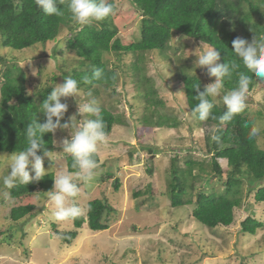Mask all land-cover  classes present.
<instances>
[{
  "label": "rangeland",
  "instance_id": "1",
  "mask_svg": "<svg viewBox=\"0 0 264 264\" xmlns=\"http://www.w3.org/2000/svg\"><path fill=\"white\" fill-rule=\"evenodd\" d=\"M116 3L119 9V16L114 18L118 27L117 36L123 44H128L140 36L141 17L128 0ZM69 35L68 28H62L55 40L44 45L38 44L34 49H22L24 51L1 46L0 73L15 63L24 72V88L31 95L44 85L55 87L63 83L66 76L85 69L80 67V58L75 50L66 48L67 38L63 40V47H58L62 39ZM174 38L171 45H174ZM182 40L179 39L177 45L182 42L185 46L176 53L179 55L182 50L184 58L189 59L187 65L198 69L204 85L214 82L215 77L208 76L206 68L196 67V59L202 51L201 43L191 38ZM173 52L170 48L168 56L173 55ZM144 56V76L155 85L157 96L163 102L157 107L168 115L177 116L179 124L176 127L143 128L139 121L144 111L143 102L139 100L135 78L128 71L133 57L128 53L107 52L103 53V59L118 73L119 80L111 88L93 85L87 92L81 90L80 97H62L61 102L68 104L62 117L63 124H68V128L56 130L55 137L59 141L49 150L51 158L41 155L48 172L55 175L57 171L66 169L67 153L62 151L59 143L62 139L70 138L75 125L90 118L77 112V102H85L88 92H92L98 105L120 117L123 124L112 127L108 135L109 142L98 145L99 176L91 186L81 182V191L75 198L83 214L88 200H109L115 210L105 220L108 228L92 231L87 224H83L71 243L63 242L56 231H71L75 227L72 222L54 219V205L48 198V192L34 197L37 204L35 214L16 223L11 222L9 210L13 202L4 195L7 189L3 187L2 178L10 171L9 161L14 153L0 151V264H264V227L254 234H243L240 231V223L249 215L264 224V201L255 202L253 192L243 195L241 204L234 209V222L228 227L209 229L197 222L190 215L193 204L170 206L167 182L172 169L171 158L174 157L179 160L177 164L180 166L188 157L203 161L206 170L204 175H210L211 183H214L216 189L222 190V181H218L219 177L209 166V152L219 148H213L212 142L218 143V140L212 139L215 136L214 128L200 126L198 119L189 111L181 82L176 78L180 66L178 61L172 60L169 63L152 52ZM14 72L17 73L16 70ZM214 101L224 105L222 96L214 98ZM246 105L252 117L257 115L256 110H262V115L255 117L253 126L261 129L256 137L264 148V79L249 93ZM145 146L152 148L153 152L150 154L142 151L141 147ZM133 148H136L134 152L143 153L141 160L129 164V151ZM220 162L225 170L226 160L220 159ZM114 165L119 167L117 176L122 184L116 192L110 185L101 186ZM150 168L154 171L152 175L148 171ZM194 172L198 173V168ZM31 174L34 173L30 171ZM224 178L225 172L221 180ZM151 186H154V192L147 200L143 188ZM139 188H142V193L135 197L134 193ZM193 200L195 193L192 195ZM9 232L12 234L10 237Z\"/></svg>",
  "mask_w": 264,
  "mask_h": 264
},
{
  "label": "trees",
  "instance_id": "2",
  "mask_svg": "<svg viewBox=\"0 0 264 264\" xmlns=\"http://www.w3.org/2000/svg\"><path fill=\"white\" fill-rule=\"evenodd\" d=\"M116 1L110 0L115 7V15L99 23L85 26L82 30L76 26L70 15L66 12L64 17L46 16L35 5V0H0V34L4 39L0 41V47L24 51V48H35L55 40L62 28H68L70 35L66 39L65 46L70 50H75L79 57L80 67L84 70L76 71L71 76L81 81V90H89L93 85H103L105 89L114 87L119 80L118 73L108 66L103 59V53L115 52L119 54H131L133 61L130 63L128 71L133 76L138 89L139 100L143 102L144 111L141 114L140 122L143 128H173L179 124L177 116L168 115L159 109L162 100L158 98V91L149 78L145 77L147 52L156 53L161 59L177 60L180 66L177 68V76L181 82L182 92L186 105L193 114V109L198 103L195 98L197 94L193 87L199 84V90H204V83L198 74V69L187 65L188 58H184L181 53H176L185 43L171 45L174 37L187 40L191 38L196 42L214 47L220 53L218 63L236 60L240 67L233 72L231 79L224 82V91H229L236 86L239 73L249 75V93L253 91L258 82L264 78H258L255 73H249L243 66L242 61L232 49V40L241 37L251 41L253 36L264 35V0H128L130 5L140 15L139 38L123 44L117 36L118 27L114 23V18L119 13ZM59 6V5H58ZM119 16V15H118ZM182 40V41H183ZM172 49L173 55L168 56V50ZM18 51V52H20ZM103 70V78L92 80L90 84H84L85 76L91 78L94 69ZM17 71L14 72V71ZM15 63L1 72L0 82V151L16 153L26 149L25 130L27 126L37 119L43 123L46 117L39 112L42 102L47 98L52 90V86L44 85L39 88L34 95L26 93L24 88L25 74ZM128 73V72H127ZM52 79V78H51ZM55 80V77H53ZM248 93V95H249ZM213 99V98H210ZM215 107L212 112L217 118L226 110L224 105H219L213 99ZM101 114L106 123V132L109 135L115 124H123L119 116L111 110L100 106ZM165 113V114H164ZM247 108L234 116L229 122H220L219 119H209L200 121L197 115L193 114L200 126L213 127V135L217 137L218 143L212 142L215 149L210 157V169L222 181V190L216 189L211 183L210 175H204L205 163L186 158L180 166L176 157L171 158L172 169L167 182L170 194V206L176 207L185 204H193L191 217L209 229L217 226L228 227L234 222V209L242 201L243 195L253 192L255 202L264 201V148L257 142V137H250V129L254 124V119L262 115V110H256L255 117L250 116ZM55 120V117H53ZM61 124H63L61 118ZM141 126V127H142ZM264 134V130L262 132ZM138 135V134H137ZM63 137V136H62ZM45 148L51 150L58 137L55 133H45L42 137ZM62 139V138H61ZM150 146V144H148ZM136 148L129 151L132 159L141 160L143 152H134ZM141 150L152 153L153 149L141 147ZM156 153V152H154ZM39 155H43L38 150ZM96 159L100 163V158L96 153ZM224 159L227 162L225 171L221 168L218 160ZM66 168L72 169V157L66 154ZM118 165H114L110 175L106 174L101 186H112L113 191H118L120 179ZM198 168V173L195 169ZM149 173L153 174V168ZM225 172L224 180H221ZM42 180L28 185L17 183L10 191L13 203H10L9 219L11 222L32 216L37 212V204L34 197L46 195L53 185V172H48ZM208 180L210 182H208ZM208 188H200V186ZM154 186L143 188L144 197L150 199L154 192ZM134 193L138 197L142 193L139 188ZM195 193V200L192 195ZM146 194L148 196H146ZM77 205L78 203L75 202ZM79 206V205H78ZM89 208L91 210H89ZM115 210L106 198H93L88 201L85 214L72 222L75 230H57L59 238L65 243H71L77 234V230L83 224H87L92 231H101L108 228L105 220ZM55 227V226H54ZM264 224L253 216H247L240 223V231L243 234H254ZM8 236L12 234L9 232Z\"/></svg>",
  "mask_w": 264,
  "mask_h": 264
},
{
  "label": "clouds",
  "instance_id": "3",
  "mask_svg": "<svg viewBox=\"0 0 264 264\" xmlns=\"http://www.w3.org/2000/svg\"><path fill=\"white\" fill-rule=\"evenodd\" d=\"M35 5L46 16L64 17L67 12L72 22L80 30L94 22H102L115 15L116 12V7L110 0H35ZM65 38L68 37H64L58 47H63ZM3 39V34H0V41ZM178 40L179 38H174V46L177 45ZM200 47L202 51L196 59V67L206 68L208 76L215 77V80L205 85L203 91L199 90V84L193 87L197 93L195 98L198 100L192 110L193 114L197 115V118L202 122L210 118L219 119L220 122H229L246 108L249 84L252 79L249 75L239 73L236 86L225 92V80L232 78L233 72L240 67V64L236 60L217 63L220 53L214 47H210L202 41ZM232 49L249 73H255L258 78H264V35L258 38L253 36L250 42L237 37L232 40ZM102 78L103 70L97 68L93 70L91 78L85 76L82 82L90 84L92 80ZM80 83L81 81L72 76H66L64 82L53 87L42 102L39 112L44 114L46 120L39 123L35 119L27 126L24 135L28 146L11 155L10 171L2 178L5 189L11 190L16 187L17 183L25 186L36 183L49 175L48 170L44 167L43 157L37 154L39 150L43 152V156L51 158L50 151L45 148L42 137L45 133H55L58 128H68V124H61V118L68 109V104L61 102V98L80 97ZM221 96L226 110L217 118L212 112L215 107L213 99ZM77 112L80 115L86 114L90 118L75 125L74 130L70 132V138L62 139L59 143L62 151L71 155L73 161L71 167L75 171H68L67 168L57 171L52 176L53 185L48 191V198L54 205L53 217L55 220L63 222H73L82 216L83 209L75 203V198L81 191L79 184L82 182L86 186H91L95 182L100 174V164L96 159L98 145H105L109 142L106 123L98 101L92 92L87 93L85 102H77ZM260 131L261 129L254 125L250 129L249 135L256 137ZM212 139L215 140L217 137L213 136ZM218 161L220 162V160ZM29 166L31 167L29 168ZM30 171L34 174L30 175ZM4 195L10 196L11 193L6 191ZM89 210L91 209L89 208Z\"/></svg>",
  "mask_w": 264,
  "mask_h": 264
},
{
  "label": "crops",
  "instance_id": "4",
  "mask_svg": "<svg viewBox=\"0 0 264 264\" xmlns=\"http://www.w3.org/2000/svg\"><path fill=\"white\" fill-rule=\"evenodd\" d=\"M137 162V160L136 159H132V160H130V162H129V164H135ZM219 162V161H218ZM219 163H221V162H219ZM220 166H221V168L224 170V168L222 167V164H220ZM225 171V170H224ZM121 185L122 184H120V187H121ZM106 230V229H105Z\"/></svg>",
  "mask_w": 264,
  "mask_h": 264
}]
</instances>
